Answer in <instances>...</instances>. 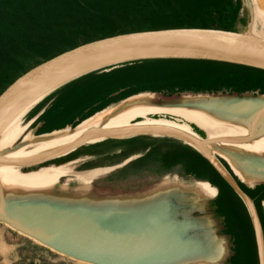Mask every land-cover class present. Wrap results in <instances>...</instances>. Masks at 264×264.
I'll use <instances>...</instances> for the list:
<instances>
[{
  "label": "bare ground",
  "instance_id": "bare-ground-1",
  "mask_svg": "<svg viewBox=\"0 0 264 264\" xmlns=\"http://www.w3.org/2000/svg\"><path fill=\"white\" fill-rule=\"evenodd\" d=\"M256 1L247 0L250 18L244 34L264 40L256 30L257 20L264 23V6L259 7ZM109 62L112 61L78 69L45 84L19 102L0 122V160L5 162H0V220L18 234L76 264L93 263L70 257L15 227L11 224L10 209L51 207L90 219L100 229L101 237L97 239L95 250L102 257V264H217L226 251L224 238L215 232L209 217L194 219L189 210L198 207L196 199L200 192L214 194L215 190L207 183L185 192L176 187H159L146 194L124 198L71 201L48 195L49 187L63 169L31 173L18 170V164L62 150L84 131L99 124L101 129L118 133L146 129L197 137L187 122L148 116L169 112L207 128L210 138L207 149L221 156L241 180L248 183L264 180V95L195 96L184 98L172 107L150 105L141 95L129 100L126 106L99 113L72 130L42 137L23 133L22 117L44 95L81 72ZM135 118L141 119L132 121ZM21 135L23 140L13 146ZM100 136L91 134L86 140ZM105 232H110L114 238H106ZM120 233L126 234L129 243L119 238ZM126 247L132 252L129 256L120 253Z\"/></svg>",
  "mask_w": 264,
  "mask_h": 264
},
{
  "label": "crops",
  "instance_id": "crops-1",
  "mask_svg": "<svg viewBox=\"0 0 264 264\" xmlns=\"http://www.w3.org/2000/svg\"><path fill=\"white\" fill-rule=\"evenodd\" d=\"M19 1L32 2V0ZM118 1L125 4L131 1L136 8L138 2L143 3L142 0ZM207 1L210 5L217 2ZM189 4L188 9L195 12L202 7V4L198 2ZM202 24L175 25L165 28H212ZM111 25L104 24L103 30L94 34L115 35L116 32L107 30ZM218 62L230 63L205 58L158 57L127 61L84 72L58 85L31 106L21 119V124L25 126L23 133L42 137L77 127L99 113L124 107L129 100L141 95L145 96L144 99H147L150 105L157 104L164 107L175 106L184 98L195 96L264 95L258 89L251 90L250 83L235 82V78L237 80L251 78L253 75L251 73L254 72H251L250 66L241 65L242 68L224 66ZM239 69L246 70L248 73L244 74ZM229 77L232 80L227 83ZM260 77L264 81V75ZM136 119L132 121H137ZM188 123L198 139L210 140L207 128L194 121H188ZM94 128L101 129L100 125ZM19 140L20 142L23 140L22 135L16 142ZM213 155L218 160L220 158L226 162L218 154ZM50 168H60L64 171L49 187L48 195L57 200L124 198L146 194L159 187H176L185 192L194 190L197 185L207 183L215 192L212 195L200 192L196 199L198 207L189 209L191 216L194 219L209 217L216 226L214 214L222 216L223 213L218 211L223 208L221 200L224 198L225 202L234 206V210L238 212V221L248 233L234 238L230 236L234 244L230 248L232 254L226 256L228 252L226 246L225 254L217 264L224 258L228 262L231 258L233 260L240 256V261H237L240 264H251V257L252 264H259L253 223L245 204L200 151L182 138L147 133L119 137L100 136L93 140H85L51 158L18 164V170L23 173ZM243 187L245 188L241 189L251 200V196L247 193L251 191V187L246 185ZM225 193L227 197L224 196ZM257 215L264 245L263 229L258 212ZM222 237L226 243L225 235ZM237 262L233 260L232 264Z\"/></svg>",
  "mask_w": 264,
  "mask_h": 264
},
{
  "label": "rangeland",
  "instance_id": "rangeland-1",
  "mask_svg": "<svg viewBox=\"0 0 264 264\" xmlns=\"http://www.w3.org/2000/svg\"><path fill=\"white\" fill-rule=\"evenodd\" d=\"M142 1L143 3L138 2L136 8L131 1L125 4L124 2L119 3L118 0H32L26 3H21L19 0L10 2L0 0V92L12 79H16L27 69L55 54L97 38L112 36L94 34L103 30L104 24H112L107 30L116 32L115 34L161 29L175 25H201L202 22V25L206 27L243 33L250 18V9L246 7L247 0H213V2L217 1L213 5L207 4V0L206 2L205 0ZM196 2L202 4L199 11L189 10V3ZM256 3L259 7L264 6V0H257ZM222 18L223 21H221ZM256 30L264 36L263 21L257 20ZM43 51L48 52L43 54L45 53ZM9 64L11 67L14 66L13 69H8ZM239 70L244 74L248 73L246 70ZM251 74H253L251 78L256 81L247 77L238 80L235 78V82L239 84L264 82L260 77L264 73ZM228 80L227 83L232 79L229 77ZM253 85H256L255 89L258 90L263 86ZM148 116L188 123L180 115L174 113ZM75 128L76 126L67 130ZM19 142L20 140L13 146L18 145ZM219 161L242 188H245L243 187L245 185L251 187V191L247 193L251 196V201L259 214L264 236V181L240 182L241 179L230 166L220 158ZM224 196L227 197V194L225 193ZM225 200L224 198L221 200L223 208L218 211L224 215L214 214L215 232L221 236L225 235V244L228 249L226 256H231L230 248L234 244L230 236L234 238L245 236L248 233L238 221V212L234 210V206L232 207ZM225 259L219 264H232L233 260L239 262L241 256L233 260L231 258L228 262ZM238 262L237 264H240ZM0 264H76V261L52 252L18 234L0 220Z\"/></svg>",
  "mask_w": 264,
  "mask_h": 264
},
{
  "label": "water",
  "instance_id": "water-1",
  "mask_svg": "<svg viewBox=\"0 0 264 264\" xmlns=\"http://www.w3.org/2000/svg\"><path fill=\"white\" fill-rule=\"evenodd\" d=\"M158 57L205 58L264 70V40L248 36L244 32L215 28L181 27L120 33L85 42L40 62L7 85L0 93V122L25 97L45 84L73 71L105 61L112 62L90 70L137 59ZM136 133L176 136L184 139L200 151L212 168L245 204L253 223L258 262L264 264L262 230L256 209L250 198L229 172L209 152L206 145L210 140L204 141L177 132L165 133L134 129L118 133L94 128L84 132L66 148L42 156L38 160H29V162L51 158L65 149H70L82 143L91 134L119 137ZM0 162L5 163L1 160ZM10 215L12 218L11 224L48 246L70 257L93 264H102L100 262L102 257L98 256L95 250L97 239L101 237L99 235L100 229L90 219L60 209L37 206L13 207L10 209ZM103 235L108 239L114 238V235L110 232H105ZM119 235V238L123 241L127 242L129 240L126 238L125 233ZM112 252L118 251L114 250ZM120 253L129 256L132 252L126 247Z\"/></svg>",
  "mask_w": 264,
  "mask_h": 264
},
{
  "label": "trees",
  "instance_id": "trees-1",
  "mask_svg": "<svg viewBox=\"0 0 264 264\" xmlns=\"http://www.w3.org/2000/svg\"><path fill=\"white\" fill-rule=\"evenodd\" d=\"M73 48V47H72ZM70 49V48H69ZM46 50V49H45ZM68 50V49H67ZM43 52H45V53H43V54H46L48 51H43ZM55 55H57V54H55ZM54 55V56H55ZM53 57V56H52ZM51 58V57H50ZM49 59V58H48ZM47 60V59H46ZM39 64V63H38ZM218 64H221V65H224V66H240L241 68L243 67V66H241V65H235V64H230V63H222V62H218ZM35 66V65H34ZM14 67V66H13ZM13 67H11V65L9 64V66H8V69L10 68V69H13ZM16 67V66H15ZM33 67V66H32ZM30 69V68H29ZM28 70V69H27ZM26 70V71H27ZM25 72V71H24ZM251 72H256V73H259V74H262V73H264V71H262V70H259V69H254L253 67H251ZM23 74V73H22ZM258 79H259V77H257ZM11 79V78H10ZM253 78H251V80H252ZM258 79H257V81H258ZM14 79H12L11 81H10V83L13 81ZM254 81H256V79H253ZM9 82V81H8ZM228 82V81H227ZM259 82V81H258ZM9 83V84H10ZM8 84V85H9ZM243 84V83H242ZM251 84V90H254L255 88H256V85H253V84H258V85H263L264 86V82H262L261 84L260 83H250ZM259 87V91L260 92H263L264 93V87ZM5 89V88H4ZM3 89V90H4ZM2 92V91H1ZM0 92V93H1ZM239 185V184H238ZM240 186V185H239ZM241 187V186H240ZM242 188V187H241Z\"/></svg>",
  "mask_w": 264,
  "mask_h": 264
}]
</instances>
